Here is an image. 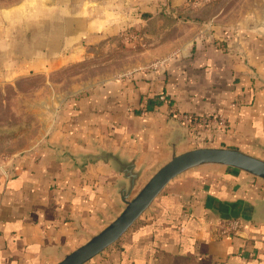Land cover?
I'll return each instance as SVG.
<instances>
[{
	"label": "crops",
	"instance_id": "1",
	"mask_svg": "<svg viewBox=\"0 0 264 264\" xmlns=\"http://www.w3.org/2000/svg\"><path fill=\"white\" fill-rule=\"evenodd\" d=\"M138 1L145 18L151 0H26L1 9L0 81L85 60L91 44L136 24ZM228 18L218 12L211 21L187 22L192 32L162 41L139 66L71 97L39 147L13 156L0 172V264H56L120 211V175L104 162L81 169L69 153L120 150L138 156L148 173L169 156L177 112L223 114L228 127L209 130L213 141L205 146L264 158V32ZM199 146L191 136L178 150ZM245 176L204 169L176 178L87 264H264V222L229 219L221 210L264 196V183Z\"/></svg>",
	"mask_w": 264,
	"mask_h": 264
},
{
	"label": "rangeland",
	"instance_id": "2",
	"mask_svg": "<svg viewBox=\"0 0 264 264\" xmlns=\"http://www.w3.org/2000/svg\"><path fill=\"white\" fill-rule=\"evenodd\" d=\"M25 1L0 0V10ZM151 2L144 18L138 1L135 25L91 44L88 57L70 68L50 75L32 74L0 81V158L36 148L55 127L59 116L66 115L71 97L139 66L144 52L162 41L172 40L181 32H192L189 21H211L220 12L264 32V0H168L169 6L164 5L163 10L161 0Z\"/></svg>",
	"mask_w": 264,
	"mask_h": 264
},
{
	"label": "water",
	"instance_id": "3",
	"mask_svg": "<svg viewBox=\"0 0 264 264\" xmlns=\"http://www.w3.org/2000/svg\"><path fill=\"white\" fill-rule=\"evenodd\" d=\"M258 77L264 83V78ZM176 123L177 128L168 142V158L148 173L145 172L146 164L138 165V156L131 157L122 154L120 150L112 151L100 147L93 152L69 153L70 158L81 169H84L87 163L104 162L120 175L114 187L121 209L103 228L89 235L84 243L70 252H61L56 264H87L115 245L142 215L152 209L155 200L166 186L184 174L204 169H219L243 173L246 175V181L258 180L264 183V158L237 147L199 146L179 151L178 147L190 141L191 136L179 121ZM12 158L9 161H0L6 172ZM221 210L229 219L239 217L242 222H264V196L253 200L228 202Z\"/></svg>",
	"mask_w": 264,
	"mask_h": 264
},
{
	"label": "built area",
	"instance_id": "4",
	"mask_svg": "<svg viewBox=\"0 0 264 264\" xmlns=\"http://www.w3.org/2000/svg\"><path fill=\"white\" fill-rule=\"evenodd\" d=\"M159 99L164 102L168 100L165 94H161ZM174 117L188 130L192 136V142L196 145H205L208 142L213 141L212 136L209 134V130H211V132L214 131V134L217 130L222 131L228 127L227 119L223 114H207L204 116H197L190 113L175 112ZM200 142H204L205 144H199ZM2 160L3 158H0V161ZM0 169L3 173H6L1 164ZM237 225V221L234 223L232 222L226 229L230 230V228H234Z\"/></svg>",
	"mask_w": 264,
	"mask_h": 264
},
{
	"label": "trees",
	"instance_id": "5",
	"mask_svg": "<svg viewBox=\"0 0 264 264\" xmlns=\"http://www.w3.org/2000/svg\"><path fill=\"white\" fill-rule=\"evenodd\" d=\"M143 15L145 16V15H147L146 13H143Z\"/></svg>",
	"mask_w": 264,
	"mask_h": 264
}]
</instances>
